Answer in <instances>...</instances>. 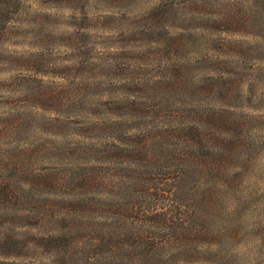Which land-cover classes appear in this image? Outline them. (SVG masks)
<instances>
[{
  "label": "rangeland",
  "instance_id": "1",
  "mask_svg": "<svg viewBox=\"0 0 264 264\" xmlns=\"http://www.w3.org/2000/svg\"><path fill=\"white\" fill-rule=\"evenodd\" d=\"M0 264H264V0H18Z\"/></svg>",
  "mask_w": 264,
  "mask_h": 264
},
{
  "label": "trees",
  "instance_id": "2",
  "mask_svg": "<svg viewBox=\"0 0 264 264\" xmlns=\"http://www.w3.org/2000/svg\"><path fill=\"white\" fill-rule=\"evenodd\" d=\"M18 6V0H0V24L6 23L7 17Z\"/></svg>",
  "mask_w": 264,
  "mask_h": 264
}]
</instances>
